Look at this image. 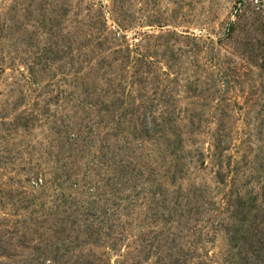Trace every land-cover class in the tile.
<instances>
[{"label": "rangeland", "instance_id": "374dc122", "mask_svg": "<svg viewBox=\"0 0 264 264\" xmlns=\"http://www.w3.org/2000/svg\"><path fill=\"white\" fill-rule=\"evenodd\" d=\"M0 264H264V0H0Z\"/></svg>", "mask_w": 264, "mask_h": 264}]
</instances>
